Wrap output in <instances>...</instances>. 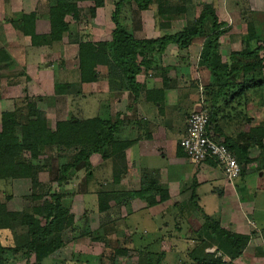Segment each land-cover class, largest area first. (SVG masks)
<instances>
[{"label": "trees", "instance_id": "16d2710c", "mask_svg": "<svg viewBox=\"0 0 264 264\" xmlns=\"http://www.w3.org/2000/svg\"><path fill=\"white\" fill-rule=\"evenodd\" d=\"M78 1L92 3V6L87 8L88 19L95 15L96 8L104 4V0L50 2L47 7L49 28L43 35L34 32L35 11L21 14L18 19L13 20L12 25L29 36L31 46H37L39 41L59 42L64 33H69L66 17L70 16L74 20L79 17L76 4ZM181 1L113 0L111 41L76 40L80 83L95 82L98 77L97 67L104 65L108 67L109 82L125 81L135 93L139 90L135 77L150 70L156 63L154 55L160 58L170 44L185 52L195 39L201 37L203 42L198 63L209 74V81L203 90L202 105L208 114V130L213 129L214 138L221 140L232 151L240 167V174L243 173L245 164L252 161L247 155V149L250 147L259 149L260 166H263L264 123L249 129L245 135H239L236 140L229 137L220 139L222 131L218 124L223 118L230 119L234 115L238 117L254 97L264 105V37L257 33L254 21L247 22L241 50L231 52L225 60L218 54V46L219 38L227 28L223 27L224 22L218 20L212 4L203 5L199 14L188 19L183 29L156 38L138 39L132 30L122 24L120 11L126 3L128 6L135 5L137 14L152 9L156 23H163V19L172 14L187 13L188 0ZM13 64L9 60L1 63L0 68ZM55 87L57 88V84ZM66 87L67 85L60 86L61 89ZM25 100V109H21L18 104L14 110L1 113L0 181L29 179L31 192L28 200L32 206L21 212L8 211L6 203L10 195H0V264H15L19 261L25 264H41L62 246V232L71 224L68 210L61 204L62 195L51 192L48 183L38 180L40 167L36 166L34 161L41 156L50 158L54 152H57L59 157L66 154V161L60 165L54 180L59 185L67 181L71 170H77L78 164L88 165L90 155L98 153L103 156L105 148L110 147L111 151L105 153L107 159L114 152L122 153L127 146L126 143H119L114 139L120 125L116 119L72 118L57 122L54 130H51L47 127L42 112L36 109L28 98L25 97ZM69 151L74 154L66 153ZM34 202L40 203L33 205ZM204 225L209 238L218 241L217 250L223 253V256L232 260L241 256L248 236L231 234L222 229L218 221L208 217L205 218ZM2 231L12 232L11 243H2ZM126 250V247L119 246L114 255L112 254L110 264L113 263L115 254ZM31 257L33 262H29ZM149 258L150 256L146 264H152ZM218 263L219 259L211 264Z\"/></svg>", "mask_w": 264, "mask_h": 264}, {"label": "crops", "instance_id": "0c3cea01", "mask_svg": "<svg viewBox=\"0 0 264 264\" xmlns=\"http://www.w3.org/2000/svg\"><path fill=\"white\" fill-rule=\"evenodd\" d=\"M21 2L23 0H0V37L5 31L12 33V38L8 39L11 40V43L8 42L10 47H4L5 51L0 50V64L9 60L14 63L10 67L0 68L5 77H9L8 70L24 69L25 66L17 65L20 57L23 59L21 63L28 61L25 53L20 51L33 47L29 36L17 27L14 29L13 20L21 14L35 11L34 32L39 34L38 1L33 6V3L30 4V8H16ZM95 36L89 41L106 42ZM20 44L24 45L20 48ZM194 45L192 43L188 50L194 55L197 53V58L194 57L198 62L202 46L199 43L192 50ZM173 47L176 46H167L158 58L154 71L141 72L135 77L139 87L135 93L125 81L109 82L102 78L94 82L98 85L93 95L96 97L97 115L120 122L114 139L127 144L122 153L114 152L107 159L105 153L111 151L110 147L105 148L103 156L98 153L91 155L95 165L93 191L96 193L94 201L97 213L106 214L103 218L109 220L107 230H111L108 235L114 238L116 245L127 248L126 252L115 254L113 264H146L148 256H154L156 264H165L168 256H182L175 259L179 263L183 259L184 264H211L215 260L209 248L213 246L203 243L205 236L209 238L204 225L207 217L218 221L219 226L231 234L255 233L257 238L252 237L244 254L236 261L263 264L258 258L247 257L246 251H256L255 247L260 242L254 243V240L264 238V188L256 182V173L262 176L264 165H256L248 148L251 163L243 168V173L237 179L229 183L213 160L193 163L187 158L179 146V140L185 130V118L191 112L198 111L200 103L198 92L188 85L189 75L185 77L171 67L173 70L167 73L169 78H178L174 82L173 79L166 82V73H162L159 64L162 61L163 66L168 65L165 58L170 53L168 49L176 51ZM78 82L79 92L82 93L86 86L93 84ZM193 91L192 96L189 93ZM179 94L190 96L186 105L189 109L182 113L181 122L176 126L175 113L181 112L178 108ZM220 134V139L227 137L224 132ZM84 189L88 194V189ZM142 189L144 192H139ZM105 207L110 211H105ZM258 207L263 214L252 219L251 215ZM198 228L204 229L202 235ZM189 255L192 256L191 260Z\"/></svg>", "mask_w": 264, "mask_h": 264}, {"label": "rangeland", "instance_id": "374dc122", "mask_svg": "<svg viewBox=\"0 0 264 264\" xmlns=\"http://www.w3.org/2000/svg\"><path fill=\"white\" fill-rule=\"evenodd\" d=\"M35 1H38L39 9H37V11L40 17L37 19L39 21L38 35H43L48 32L49 28L47 22V7L50 2L54 3V0H23L16 8L26 9L27 6L30 8V4L33 3V6L36 3ZM172 1L182 2L181 0ZM186 3L188 6L186 14H172L166 17V19H163V23H156L154 11L152 9L141 11L137 14L135 13V5L132 4L128 6L126 3L120 11L121 19H123L122 24L128 30H132L135 37L156 38L165 33L172 34L183 29L186 27L189 21L188 19L196 17L199 14L203 5L212 4L218 20L224 22L223 27L227 28L225 33L219 38L218 54L222 60H225L231 52L241 50L248 21L253 20L256 24L257 33L261 37H264V0H188ZM76 4L79 9V17L76 20L70 16L66 17V21L69 23V33H64L61 41L52 43L39 41L37 46L27 49L22 48L20 52L22 53L23 51L25 53V57L28 61L26 63H21L23 59L20 57L17 65L25 66L24 69H21V71L17 69L8 70L9 77L3 76V73L0 72V129L1 113L4 112V110L9 112L14 110L18 104L21 109H25V97L28 98L30 102L34 103L36 109L42 112L46 125L51 130H54L55 124L59 121L72 118L86 119L90 117H99L97 115L98 112H96V97L93 96L96 92V86L98 85L93 82V84L83 89V93L79 92L80 85H78L79 78L77 77L78 59L76 40H90L97 35L98 39L108 42L112 30L111 13L114 4L113 0H104L103 6L95 9V15L91 19H88L87 8L92 6V3L90 1H78ZM13 27L15 29V26ZM11 38L12 33L9 31H5V33L1 35L0 42L3 48L1 47L0 50L5 51L4 47L6 49L10 47L8 42L11 43V40L9 41L8 39ZM12 41L15 42V40ZM202 42L203 38L201 37L195 39L193 41L195 45L192 50H195L196 45L199 43L202 46ZM23 45L24 44H20L19 47L21 48ZM173 49H176L177 52L168 49L171 54L168 53L165 58V64L168 65L166 67L163 66L162 61L159 64L161 65L162 73H166V82L172 81V79L174 82V80L178 78V76L169 78L167 73L173 70L171 67H174L176 72L181 73L185 77L189 75L188 85L198 92V100L200 108H202L204 101L203 90L209 81L208 71L199 66V63L196 61L197 53L194 55V53L192 51L190 52L188 49L182 52L177 50V47H173ZM17 51L19 50L17 49ZM189 55L191 57H189ZM153 57L157 62L159 58L158 55H154ZM156 65L157 63L152 65L149 71H154ZM107 68L108 67L104 65H99L97 67V79H107ZM181 79L184 80L185 78ZM183 80L182 84L184 85L185 83ZM118 82L120 83V81ZM56 84L57 88L55 87ZM61 85H67V87L61 89ZM189 94L193 96L194 91ZM189 97V95L182 96V94H179L178 108L181 109V112L175 113L176 118L174 122L176 126H179L181 122L182 113L189 109V107H186L189 103ZM84 98L87 100L85 99L84 101ZM237 110H239V108H237ZM242 114H239L238 117L234 115L230 119L223 118L218 123L221 131L233 140H236L239 135L241 136L248 133L249 129L251 130L255 126L264 123V105L254 97L247 103ZM171 130H173V128H171ZM210 134L213 138L215 137V135H213L215 134L213 129L210 130ZM66 153H69V155L74 154V152L72 153L71 151ZM250 153L251 156H254L252 160L259 166V149L254 146L250 147ZM59 156L57 152H54L50 158L41 156L38 160L34 161L35 165L40 167L38 180L46 184L48 183L51 192H57L62 195L61 204L68 210L71 217V224L62 232V246L49 255L41 264H110V258L112 254L114 255L115 250L119 248V246L116 245L114 238L108 235L111 230H107L110 223L109 220L103 218L106 214L97 213L94 201L96 193L93 191L96 182L93 173L95 169L94 159H91L90 155L88 165L82 163L78 164L75 172L73 170L69 172L67 181L64 184L58 185L54 180L60 165L65 163L67 157L66 154H63V157ZM247 166H249V164H245V167ZM256 182L259 183L261 188H264V174L260 176L259 172L256 173ZM30 187L29 179L0 181V195H10L6 203L8 211L21 212L23 209L26 210V208L32 206V203L28 200L31 192ZM85 187L88 189V194H85ZM98 193L100 194V192ZM39 203L34 202L33 205ZM107 209L110 208H106L105 211H110ZM254 212L255 214L251 215L252 219L258 218L263 214V212L260 211V207L256 208ZM108 216L110 217L109 214ZM203 231L204 229L198 228V232H200L201 235ZM14 232L17 231L14 230ZM12 236L13 234L11 231H2V243H11L13 240ZM244 236H248L249 239L243 251H245L252 237L257 238L256 234L253 232H250V235ZM201 238L202 237H200V239ZM193 241H196V239H193ZM257 241L260 242V245L255 247L257 250H247L246 256L258 258V261L264 264V238L261 240L258 238V240H254V243ZM203 243L215 247L209 248V251L213 255V260H217V254L224 255L217 250V240L205 236ZM243 251L242 254H244ZM177 257L182 258V256H168V259H165L164 262L165 264H167L168 261L169 264H180L181 262L184 264L183 259H181L182 261L180 263L177 262V259H175ZM188 258L191 260L192 256L189 255ZM150 259L152 264H154L155 257L150 256L149 260ZM29 262H33L32 257ZM15 264H25V262L19 261Z\"/></svg>", "mask_w": 264, "mask_h": 264}, {"label": "built area", "instance_id": "2783aa9c", "mask_svg": "<svg viewBox=\"0 0 264 264\" xmlns=\"http://www.w3.org/2000/svg\"><path fill=\"white\" fill-rule=\"evenodd\" d=\"M187 158L193 163L211 159L220 167L224 177L232 183L240 175V167L232 151L221 140L214 139L208 130V114L202 107L185 118V130L179 140ZM218 264H243L222 254L216 255Z\"/></svg>", "mask_w": 264, "mask_h": 264}]
</instances>
